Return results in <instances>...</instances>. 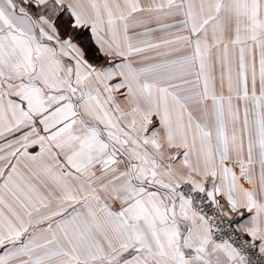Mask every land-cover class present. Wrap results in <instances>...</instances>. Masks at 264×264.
Instances as JSON below:
<instances>
[{
  "label": "snow or ice",
  "instance_id": "6c2138e0",
  "mask_svg": "<svg viewBox=\"0 0 264 264\" xmlns=\"http://www.w3.org/2000/svg\"><path fill=\"white\" fill-rule=\"evenodd\" d=\"M0 264H264V0H0Z\"/></svg>",
  "mask_w": 264,
  "mask_h": 264
}]
</instances>
